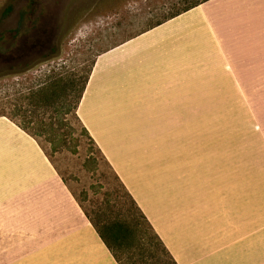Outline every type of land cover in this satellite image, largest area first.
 Wrapping results in <instances>:
<instances>
[{"label":"crops","instance_id":"1","mask_svg":"<svg viewBox=\"0 0 264 264\" xmlns=\"http://www.w3.org/2000/svg\"><path fill=\"white\" fill-rule=\"evenodd\" d=\"M259 4L209 0L103 52L77 109L177 264H264L262 219L246 208L240 171L210 165V148L183 130L199 122V71L231 75L227 54L258 51ZM0 264H120L38 139L7 116Z\"/></svg>","mask_w":264,"mask_h":264},{"label":"rangeland","instance_id":"2","mask_svg":"<svg viewBox=\"0 0 264 264\" xmlns=\"http://www.w3.org/2000/svg\"><path fill=\"white\" fill-rule=\"evenodd\" d=\"M176 1L181 0H0V113L36 134L95 220L122 217L132 225L127 210L135 216L137 211L77 116L81 83L100 54L150 31V21ZM258 7L262 16L264 0ZM260 38L258 51L246 45L242 53L226 55L231 75L222 68H210V75L199 71L197 84L205 90L199 94V122L183 130L197 135L194 146L210 148V165L240 171L246 208L255 204L262 219L264 245V33ZM72 79L77 87L67 89L49 111L34 105L37 97L30 99L31 90L55 80L66 88ZM157 250V264H173L161 245ZM133 261L145 264L137 255Z\"/></svg>","mask_w":264,"mask_h":264},{"label":"trees","instance_id":"3","mask_svg":"<svg viewBox=\"0 0 264 264\" xmlns=\"http://www.w3.org/2000/svg\"><path fill=\"white\" fill-rule=\"evenodd\" d=\"M207 1L209 0H181V1L173 2L172 4L173 6L171 7V9L165 11L161 17H157L150 21V26L147 30L158 27L162 25L163 23L185 12H188L189 10ZM90 74L88 75L86 80L83 82V84L81 83V87H80V91L78 95V103L76 106V113H77V109L80 104V101L83 97L84 91L86 89V85L90 78ZM59 81L61 80H55L54 82L51 81V82L46 83L43 86H40L37 90H31L30 99L37 97L38 102L34 104L36 107L41 106L44 108V110L46 109L47 111H49L50 106L57 104V102L60 100L59 98L63 96L62 94L65 93L67 89H69V91L72 92L78 85V80L72 79L68 81L69 84L67 83L68 85L66 88H62L60 87V85H58ZM0 116H7L11 118L10 116L2 112L0 113ZM15 122L20 127H22L24 130H26L27 132H29L30 134L36 137V134L32 133L29 130V128L26 127L23 123H19L18 121H15ZM83 129L89 135V137H91L90 133L88 132V130L86 129L84 125H83ZM91 139L93 140L92 137ZM93 142L95 143L94 140ZM118 179L120 180L119 177ZM120 182L122 186L124 187V189L126 190L128 196L130 197L132 204L134 206V209L137 211L136 216H135L134 210H132L131 208L127 210L130 214L128 216L130 217V220L133 222L132 225H130L129 222L123 219L122 217L110 218V219L105 218V217L104 218L100 217L97 219L99 221H97L91 215H89L83 208L86 214L88 215V217L90 218V220L92 221V223L94 224V226L96 227V229L98 230L102 239L105 241V243L108 245V247L114 254L117 261L120 264H127V262H129V264H135V261H133V257L137 255L139 258H141V260L145 264H157V261L154 258L158 255L157 249L159 248V245H161L162 250L165 251V253L169 256L171 263L177 264L176 261L171 256V254L169 253V251L164 246L162 240L159 238V236L154 231L150 222L148 221V219L146 218V216L144 215V213L142 212V210L140 209V207L138 206V204L136 203L132 195L128 192V190L126 189V187L124 186L121 180ZM147 228L151 230L152 235L148 233ZM135 229L141 230L143 236L141 235L139 236V238L136 237ZM131 253H132V256H131ZM123 257H125V259L128 258V260H126V262L123 261L124 259ZM162 264H166V263L162 262Z\"/></svg>","mask_w":264,"mask_h":264}]
</instances>
